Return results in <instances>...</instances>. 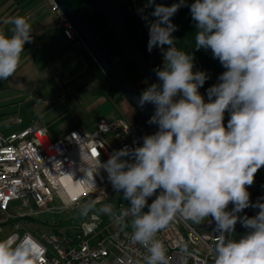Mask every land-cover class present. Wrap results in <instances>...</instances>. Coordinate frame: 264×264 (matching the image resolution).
<instances>
[{"label": "clouds", "instance_id": "1", "mask_svg": "<svg viewBox=\"0 0 264 264\" xmlns=\"http://www.w3.org/2000/svg\"><path fill=\"white\" fill-rule=\"evenodd\" d=\"M185 6L195 22V50L210 49L225 69L207 100L199 91L207 72L194 71V56L177 48L172 35L178 27L171 18ZM149 8L154 10L146 14ZM138 13L149 30L148 51L162 53V66L153 70L158 83L136 98L141 108L154 106L148 123L157 131L99 163L127 201L118 213L110 204L100 211L131 228V242L147 253L137 264H169L158 234L177 219L200 224L209 217L218 233L213 264H264V202L252 203L248 191L264 167V0H178L171 6L146 0ZM3 24L11 35L0 29V80H8L25 44L33 42V27L24 16ZM249 207L257 214L241 216ZM94 210L95 201H88L79 212ZM237 223L247 229L239 238ZM38 247L29 235L19 243L0 241V264H38ZM179 248L187 251L182 241Z\"/></svg>", "mask_w": 264, "mask_h": 264}, {"label": "built area", "instance_id": "2", "mask_svg": "<svg viewBox=\"0 0 264 264\" xmlns=\"http://www.w3.org/2000/svg\"><path fill=\"white\" fill-rule=\"evenodd\" d=\"M44 1L64 37L77 40L73 26L53 0ZM126 2L141 20L143 32L149 39L146 22L138 13L146 0ZM146 14H150V8L146 9ZM155 50L160 51L154 48L153 53ZM199 91L205 95L204 86ZM143 136L120 117H99L92 129L74 128L58 139H52L43 126L8 133L0 128V241L11 238L19 243L26 235L31 236L39 245L36 249L40 254L38 264H137L147 254L146 250L131 242L130 227L124 228L110 217L104 219L90 213L74 223L71 232L42 233L37 237L20 225L23 214H11L9 207L12 201L21 200L24 208L31 204L43 210L58 200L63 207L74 208L102 187L113 189L99 163L125 145L142 144ZM66 186L82 187L85 191L68 200ZM124 207H127L126 201L122 194L118 195L114 211L118 213ZM215 236L210 219L204 229H196L188 221L177 219L158 234L167 248L169 264H213ZM181 241L187 246L185 253L180 251Z\"/></svg>", "mask_w": 264, "mask_h": 264}, {"label": "crops", "instance_id": "3", "mask_svg": "<svg viewBox=\"0 0 264 264\" xmlns=\"http://www.w3.org/2000/svg\"><path fill=\"white\" fill-rule=\"evenodd\" d=\"M10 16H24L29 20L33 27V42L25 44L16 73L8 80H0V94L8 96V98L19 99L12 101L9 105L27 100L32 101L35 97L59 95V97L69 98V104L76 107L82 104V101L76 100L78 93L93 87L91 98H95L94 104L98 103L99 105L93 107L92 104L86 103L85 108L91 107L87 112L91 113V116L88 114L82 116L70 128L64 127L50 131L47 124L38 125L45 127L52 139H58L74 128L91 129L99 117H107L113 111L108 100L98 93L95 79L79 54V49L84 48L83 45L78 39L70 41L64 37L61 27L50 13L46 1L0 0V29L7 35H11L9 32L11 26L3 24V20ZM17 119L10 123L0 122L1 130H3V124L8 123L16 126L17 130L4 131L6 133L16 132L30 126L23 124L20 118ZM248 191L252 203L257 200L264 202V186L258 187L253 184L248 188ZM231 208L230 204L229 210ZM258 210L249 207L240 215L252 217L257 214ZM208 224L209 220L198 229H204ZM246 232L247 229L237 223L235 238H239Z\"/></svg>", "mask_w": 264, "mask_h": 264}, {"label": "rangeland", "instance_id": "4", "mask_svg": "<svg viewBox=\"0 0 264 264\" xmlns=\"http://www.w3.org/2000/svg\"><path fill=\"white\" fill-rule=\"evenodd\" d=\"M158 66H162L161 60L155 63V68ZM220 74L222 73L216 70L212 73V76H208V81L206 80L204 84L205 100L208 98L207 90L212 85L217 83ZM127 77L134 88L140 92L149 86L145 77L137 70H128ZM95 82L98 93L108 100V103L113 110L105 118L110 119L109 117L111 116L112 118H123L137 130V114L135 110L129 106L123 97L118 96L117 94L110 96L107 91L108 86L106 84H100L96 80ZM92 89L93 87L89 88V90H84L78 93L76 100L82 101V104L76 107L69 104V98L65 96L59 97V95H47L42 98L35 97L32 101L27 100L28 102L23 101L19 104L9 105L12 101L19 99L13 97L8 98V96L0 94V122L10 123L15 119L20 118L23 124L30 125L32 127H37L40 124H47L50 131L52 129L55 130L64 127H73L82 116L86 114L91 116V113H87L91 107L85 108L86 103L92 104L93 107L99 105L98 103L94 104L96 101L95 98H91ZM9 123L6 125L3 124V131L17 130L16 126L14 127ZM121 194L122 192L117 193L113 189L102 187V189H98L91 197L89 196L81 200L79 205L74 208L71 206L63 207L58 200H54L48 205V209L43 210L38 209L31 204L24 208L21 200H14L10 203L9 212L11 214L21 212L23 217L20 219V225L24 230L37 237L42 233L71 232L74 223L78 220L86 218L90 213H95L104 219L108 218L109 216L101 212L100 209L104 205L110 204L114 210L118 195ZM88 201H95V210L90 212L87 216H81L79 212L80 206ZM149 203H151V199L149 200ZM146 210L147 209H145V211ZM206 223H208L207 220L201 222L200 224L188 221L190 226L197 229Z\"/></svg>", "mask_w": 264, "mask_h": 264}, {"label": "water", "instance_id": "5", "mask_svg": "<svg viewBox=\"0 0 264 264\" xmlns=\"http://www.w3.org/2000/svg\"><path fill=\"white\" fill-rule=\"evenodd\" d=\"M86 7L93 13H100L104 18L106 27L113 32V38L122 53V61L119 66L110 59L97 37L93 35L84 18L77 13L68 0H53L61 13L71 23L73 29L86 51L93 58L99 69L112 83L115 89L122 95L129 106L137 114V130L143 135H150L157 131L156 125L148 123L154 113V106L146 104L139 107L136 98L140 92L128 81L123 74V66L126 63L132 64L146 79L148 85L158 83L155 72V63L162 58V53L155 50L154 53L145 59L135 44L129 38L125 28L124 20L131 17L137 26L143 30L142 22L137 15L124 9L118 0H82ZM213 230L215 222L209 217ZM215 235L216 232L214 231Z\"/></svg>", "mask_w": 264, "mask_h": 264}, {"label": "trees", "instance_id": "6", "mask_svg": "<svg viewBox=\"0 0 264 264\" xmlns=\"http://www.w3.org/2000/svg\"><path fill=\"white\" fill-rule=\"evenodd\" d=\"M72 7L80 14L87 25L89 26L93 35H95L103 47L105 52L108 54L110 59L119 66L122 61V53L117 43L113 38V32L111 29L106 27L104 18L100 13H93L90 11L82 0H68ZM121 6L130 11L129 5L126 0H118ZM178 2V0H156L157 4H164L165 6H171V4ZM194 0H186V3L190 5ZM154 8H150V13ZM155 19L154 17H151ZM172 22L177 25L178 30L175 31L172 35L176 39L174 41L175 46L180 50L186 51L189 54L192 53L194 56V71H205L208 76H212L216 70L223 73L225 69L220 64L219 60L214 59L211 53V50H195V22L191 18L190 9L188 6L181 7L178 12L171 18ZM124 28L131 39L135 44L138 50L141 52L142 56L147 59L153 54L147 49L148 38L145 36L142 29H140L135 20L131 17H126L124 20ZM79 54L83 59L87 69L93 78L98 81L100 84H106L108 86V93L110 96L117 94L118 96L122 95L115 89L112 83L108 78L103 74L99 69L97 64L94 62L93 58L84 48L79 49ZM128 70L134 71L137 70L132 64L126 63L123 66V74L130 82L127 77ZM139 72V71H138ZM208 81V80H207ZM131 83V82H130ZM218 83V81H217ZM204 86V85H203ZM139 91V90H138ZM140 92V91H139ZM141 93V92H140ZM205 97V95H204ZM124 99V98H123ZM229 119V114L225 113V124ZM254 184L258 187L264 186V167H262L255 175Z\"/></svg>", "mask_w": 264, "mask_h": 264}, {"label": "bare ground", "instance_id": "7", "mask_svg": "<svg viewBox=\"0 0 264 264\" xmlns=\"http://www.w3.org/2000/svg\"><path fill=\"white\" fill-rule=\"evenodd\" d=\"M64 185H66V184H64ZM84 191H85V189L82 188V187H67V193H68L67 199L68 200H73L77 196L82 194Z\"/></svg>", "mask_w": 264, "mask_h": 264}]
</instances>
